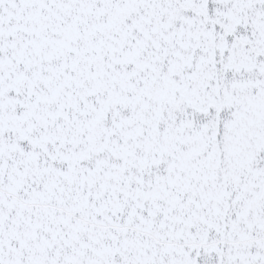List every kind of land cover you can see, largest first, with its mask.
<instances>
[{"label": "snow or ice", "instance_id": "6c2138e0", "mask_svg": "<svg viewBox=\"0 0 264 264\" xmlns=\"http://www.w3.org/2000/svg\"><path fill=\"white\" fill-rule=\"evenodd\" d=\"M0 264H264V0H0Z\"/></svg>", "mask_w": 264, "mask_h": 264}]
</instances>
